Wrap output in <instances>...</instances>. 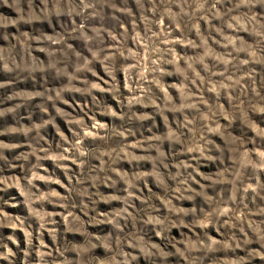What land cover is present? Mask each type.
I'll use <instances>...</instances> for the list:
<instances>
[{
    "label": "rangeland",
    "instance_id": "rangeland-1",
    "mask_svg": "<svg viewBox=\"0 0 264 264\" xmlns=\"http://www.w3.org/2000/svg\"><path fill=\"white\" fill-rule=\"evenodd\" d=\"M0 264H264V0H0Z\"/></svg>",
    "mask_w": 264,
    "mask_h": 264
}]
</instances>
